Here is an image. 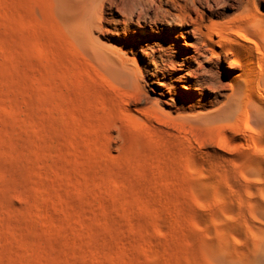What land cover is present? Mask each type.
Wrapping results in <instances>:
<instances>
[{"label":"rangeland","instance_id":"374dc122","mask_svg":"<svg viewBox=\"0 0 264 264\" xmlns=\"http://www.w3.org/2000/svg\"><path fill=\"white\" fill-rule=\"evenodd\" d=\"M55 4L0 0V264H264V119L129 106Z\"/></svg>","mask_w":264,"mask_h":264},{"label":"bare ground","instance_id":"6f19581e","mask_svg":"<svg viewBox=\"0 0 264 264\" xmlns=\"http://www.w3.org/2000/svg\"><path fill=\"white\" fill-rule=\"evenodd\" d=\"M55 6L59 23L97 69L132 93L129 106L144 103L182 125L228 122L245 109L262 125L264 0H56ZM223 70L234 73L231 83L222 80Z\"/></svg>","mask_w":264,"mask_h":264}]
</instances>
